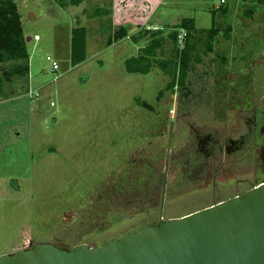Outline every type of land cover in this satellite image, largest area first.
Instances as JSON below:
<instances>
[{"label":"rangeland","instance_id":"374dc122","mask_svg":"<svg viewBox=\"0 0 264 264\" xmlns=\"http://www.w3.org/2000/svg\"><path fill=\"white\" fill-rule=\"evenodd\" d=\"M226 1L16 0L23 32L32 41L28 62L0 63V255L37 243L100 247L144 227L142 220L189 213L183 207L151 210L141 202L133 207L131 181L142 190L150 181L149 162L155 161V175L162 171V159L153 158L167 145L164 132L174 111L181 130L190 123L189 111L214 108L210 102L218 92L234 91L215 86L237 82L233 60L251 49L242 40L264 38L259 2ZM213 13L219 31L210 51L203 43L210 39ZM187 18L206 31L188 42L201 45L192 51L190 72L179 73L170 88L172 77L156 62L174 54L169 34ZM147 20L170 32L157 47L152 36L108 44L123 24L136 31ZM79 26L88 29V59L72 68V30ZM252 45L264 46L259 40ZM216 51L230 62L222 76L215 74ZM145 55L150 72L129 73L126 63ZM47 56L59 63L58 71L51 72ZM14 64L29 65V75L6 76Z\"/></svg>","mask_w":264,"mask_h":264},{"label":"flooded vegetation","instance_id":"af4514ba","mask_svg":"<svg viewBox=\"0 0 264 264\" xmlns=\"http://www.w3.org/2000/svg\"><path fill=\"white\" fill-rule=\"evenodd\" d=\"M254 40L264 45L260 35L255 39L248 37L242 40V45L246 47L250 42L251 49H242L233 60L237 82L215 86L216 90L227 87L233 92H218L216 102L213 99L210 102H213L212 109L189 111L190 123L185 129L179 130L181 116L174 111L169 129L164 132L168 133L167 145L153 158L162 159V171L155 175V161L149 162L151 172L146 175L151 177L143 183L142 190L135 188L138 184L132 178L128 204L136 208L141 202L151 210L156 207L164 211L168 207H183L191 214L264 184V46L256 49L252 45ZM220 51H216L219 60L215 62L216 76L227 71L223 63L226 56ZM231 122L236 124L232 131L229 129ZM171 123H174L172 133ZM186 136L189 141L184 140ZM183 216L186 215L167 219L163 215L160 220H142L139 224L146 227Z\"/></svg>","mask_w":264,"mask_h":264},{"label":"water","instance_id":"95a60500","mask_svg":"<svg viewBox=\"0 0 264 264\" xmlns=\"http://www.w3.org/2000/svg\"><path fill=\"white\" fill-rule=\"evenodd\" d=\"M71 248L37 243L0 255V264H264V184L100 247Z\"/></svg>","mask_w":264,"mask_h":264},{"label":"trees","instance_id":"16d2710c","mask_svg":"<svg viewBox=\"0 0 264 264\" xmlns=\"http://www.w3.org/2000/svg\"><path fill=\"white\" fill-rule=\"evenodd\" d=\"M243 2H260L264 4V0H241ZM223 13H227L228 9H223ZM186 28L189 32V37L185 47L180 50L176 43V32L173 31L170 35L171 40L176 44L177 48L174 54L168 60H157L158 67L166 74L172 77V81L168 85L170 88H175L174 79L179 73L186 74L191 70L192 51L195 49L196 43H188L197 34L195 22L193 19H183L176 27ZM130 25L121 26L112 37L109 38L108 44L118 42L128 37ZM218 29L216 28L215 13H213V25L208 31L209 40L203 43L208 50H213V41L215 42ZM147 34V32H145ZM87 37L88 30L84 26L76 27L72 30L71 40V65L72 67L84 63L87 58ZM152 45L158 46L162 41L161 33L153 34ZM150 53V50H147ZM146 57V58H145ZM225 57V56H224ZM30 58L27 39L22 28V15L16 0H0V63L5 62H28ZM228 58L223 59V63L228 65ZM133 62V63H132ZM147 56L136 57L126 63L129 73H138L147 75L150 72L151 64H147ZM135 64V65H134ZM29 65H12L6 72V76L25 77L29 75ZM184 83V81L182 82ZM1 88V84H0ZM73 248V247H72ZM71 248V249H72Z\"/></svg>","mask_w":264,"mask_h":264},{"label":"built area","instance_id":"2783aa9c","mask_svg":"<svg viewBox=\"0 0 264 264\" xmlns=\"http://www.w3.org/2000/svg\"><path fill=\"white\" fill-rule=\"evenodd\" d=\"M140 31H145L150 34H154V33H164V32H167L168 30L165 26L155 25L149 20H147V21H144V23L141 25L138 32ZM172 31L176 32V43H177L178 48L182 50L185 47V44L189 37L188 30L186 28L177 27V28H172ZM34 40L38 41L39 37L35 36ZM46 59L47 61L51 63V72L54 73L60 69L59 63L54 61L50 56H47ZM62 75H58L56 79L60 78ZM30 96L31 98L39 97V93H30Z\"/></svg>","mask_w":264,"mask_h":264},{"label":"crops","instance_id":"0c3cea01","mask_svg":"<svg viewBox=\"0 0 264 264\" xmlns=\"http://www.w3.org/2000/svg\"><path fill=\"white\" fill-rule=\"evenodd\" d=\"M227 1L226 0H222V3H226ZM243 2V1H242ZM250 3H253V4H259L258 2H243V4L244 5H246V4H250ZM260 8L261 7H264V4H262V3H260ZM253 8V7H252ZM227 13H229V10H228V12ZM226 13V14H227ZM188 19V18H187ZM194 20V22H195V19H193ZM144 22H142V24H143ZM141 24V25H142ZM124 25V24H123ZM122 25V26H123ZM125 25H130V24H125ZM141 25H139V27H137V29L138 30H136V31H132L131 29L133 28L131 25H130V31H129V35H128V37H126L125 39H132V41L133 42H138L139 40H143V38H145V37H147V36H153V34H150V33H145V31H140V32H138L139 31V29H140V27H141ZM121 27V26H120ZM119 27V28H120ZM195 27H196V29H197V34L196 35H201L200 33H202V32H205L206 30H199L198 28H197V25H196V23H195ZM118 28V29H119ZM88 30V29H87ZM134 30V29H133ZM132 33H134V34H136V35H134V34H132ZM166 32H164V33H161V37H163L164 36V34H165ZM170 33V32H169ZM168 32H167V34H169ZM172 33V32H171ZM154 34H156V33H154ZM134 35V36H133ZM171 34H169V36H170ZM142 38V39H141ZM135 39H138V40H135ZM30 41H32V38L31 37H29L28 38V42H30ZM138 44V43H137ZM200 45H201V42H199V41H196V46H195V49L194 50H198V48L200 47ZM87 54H88V45H87ZM88 59V58H87ZM73 68V67H72Z\"/></svg>","mask_w":264,"mask_h":264}]
</instances>
